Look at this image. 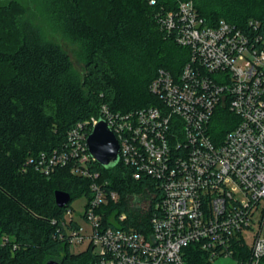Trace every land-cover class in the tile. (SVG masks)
I'll list each match as a JSON object with an SVG mask.
<instances>
[{"label": "trees", "instance_id": "trees-1", "mask_svg": "<svg viewBox=\"0 0 264 264\" xmlns=\"http://www.w3.org/2000/svg\"><path fill=\"white\" fill-rule=\"evenodd\" d=\"M33 4H0V233L8 234L15 245L2 250L0 264H45L49 259L91 264L88 248L71 251L67 229H76L78 222L64 218L74 197L89 198L90 179L72 173L68 165L55 166L48 174L35 165L71 148L68 132L78 123L88 133L90 124L84 122L100 118L102 105L125 113L155 104L149 83L159 68L179 72L189 50L161 26L165 11L176 8L175 0ZM194 5L208 25L224 19L251 36L264 37V0H194ZM40 22L48 25L47 31ZM48 32L76 46L82 74L60 39ZM234 121L227 108H218L209 123L212 138H221ZM89 163L100 172L99 179L118 192L110 210L125 212L124 224L147 226L151 205L158 199L155 182L146 176L133 178L119 160L110 167ZM55 190L69 193L64 207L56 204ZM184 250L185 264H210L213 259L196 243ZM248 252L242 246L237 251Z\"/></svg>", "mask_w": 264, "mask_h": 264}, {"label": "built area", "instance_id": "built-area-1", "mask_svg": "<svg viewBox=\"0 0 264 264\" xmlns=\"http://www.w3.org/2000/svg\"><path fill=\"white\" fill-rule=\"evenodd\" d=\"M176 8L161 17V26L187 47L188 60L172 73L159 68L149 83L155 104L125 113L101 107L119 144L118 160L131 176L155 182L158 199L148 225L124 224L126 213H113L118 192L92 169L86 142L98 120L91 116L68 133L71 148L54 152L35 165L44 174L68 165L90 179V196L82 215L88 234L67 229L70 247L87 243L91 264H185L188 244L209 256H230L236 264H262L264 258V37L251 36L224 19L208 25L194 0H175ZM151 3L154 0H150ZM257 26L258 22L249 21ZM218 108L236 122L212 138L209 123ZM32 160L29 159L28 162ZM71 208L65 214L69 221ZM73 218V217H72ZM245 229L252 230L247 244ZM0 233V253L15 246ZM248 255L238 254V248Z\"/></svg>", "mask_w": 264, "mask_h": 264}, {"label": "water", "instance_id": "water-1", "mask_svg": "<svg viewBox=\"0 0 264 264\" xmlns=\"http://www.w3.org/2000/svg\"><path fill=\"white\" fill-rule=\"evenodd\" d=\"M86 142L90 156L103 167H110L118 162V141L103 118H98L93 125ZM54 199L58 206L64 207L70 201V195L65 191L55 190ZM45 264H60V262L49 259Z\"/></svg>", "mask_w": 264, "mask_h": 264}, {"label": "rangeland", "instance_id": "rangeland-1", "mask_svg": "<svg viewBox=\"0 0 264 264\" xmlns=\"http://www.w3.org/2000/svg\"><path fill=\"white\" fill-rule=\"evenodd\" d=\"M6 1L7 0H0V4L5 3ZM19 1L23 4L31 3V5H34L33 2L35 0H19ZM40 25H41V27L43 26L42 30L47 31V29H46V27L48 28L47 24L40 22ZM48 33L50 36L57 37L58 39H60L59 42L64 46V48H66L68 50L75 68L82 74L83 73V62L79 60V58L77 57V55L75 53L76 52V46L73 45L70 41L66 40L67 39L66 37L58 34L57 32H55V33H57V36L52 35V33H50V32H48ZM86 199L87 198L85 197V195H78V196L74 197L69 203V208H71L70 214L74 218V220H76L79 223L80 232L82 234H88L90 232V229H91L89 223L87 222V220L82 215ZM140 206L145 207L146 205L143 203ZM243 235H244V238L246 240V243L248 244L250 242V239H251L252 230L245 229L243 231ZM86 247H87V243L84 241L83 243L72 246L71 251L72 252H80V251L85 250ZM210 264H236V261L233 258H231L230 256H219V257L213 258L210 261Z\"/></svg>", "mask_w": 264, "mask_h": 264}]
</instances>
